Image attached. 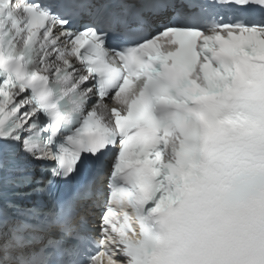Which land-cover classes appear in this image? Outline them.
Instances as JSON below:
<instances>
[{"label":"snow or ice","instance_id":"obj_1","mask_svg":"<svg viewBox=\"0 0 264 264\" xmlns=\"http://www.w3.org/2000/svg\"><path fill=\"white\" fill-rule=\"evenodd\" d=\"M0 264H264V0H0Z\"/></svg>","mask_w":264,"mask_h":264}]
</instances>
